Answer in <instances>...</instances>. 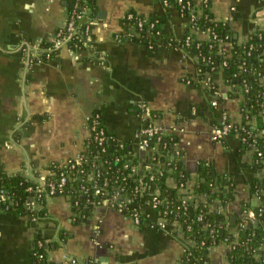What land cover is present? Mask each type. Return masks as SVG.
Returning a JSON list of instances; mask_svg holds the SVG:
<instances>
[{
	"label": "crops",
	"instance_id": "obj_1",
	"mask_svg": "<svg viewBox=\"0 0 264 264\" xmlns=\"http://www.w3.org/2000/svg\"><path fill=\"white\" fill-rule=\"evenodd\" d=\"M73 1L0 0V173L46 179L51 162L76 159L85 151L91 137L88 118L100 112L114 146L125 144L136 160L150 154L138 147L148 119L166 137H175L190 172L186 194L194 191L201 160L225 176L234 185V198L223 206L232 225L244 203L251 210L258 207L252 190L260 177L252 167L255 150L234 135L218 142L211 137L222 110L234 122L243 121L242 99L222 69L213 75L222 94L219 106H213L214 95L198 80L196 52L118 38L130 11L158 20L164 37L177 39L189 32V17L163 0H91L93 24L88 34L81 29L80 48L68 44L51 50ZM193 5L198 17L209 8L217 22L227 25L232 41L244 43L264 31V0H193ZM258 115L257 127L263 121ZM166 184L178 187L172 176ZM29 202L38 210L45 207L47 217L35 223L28 214L0 207V264H36L33 247L39 231L48 241L65 232L64 243L48 252L57 264H190L185 254L193 243L174 226H162L146 196L132 205L141 214L139 224L108 203L94 205L87 219L77 222L69 196L47 197L46 206L32 197ZM220 202L211 204V211ZM229 250L224 242L213 245L198 264H230Z\"/></svg>",
	"mask_w": 264,
	"mask_h": 264
},
{
	"label": "built area",
	"instance_id": "obj_2",
	"mask_svg": "<svg viewBox=\"0 0 264 264\" xmlns=\"http://www.w3.org/2000/svg\"><path fill=\"white\" fill-rule=\"evenodd\" d=\"M91 0H74L73 6L70 9V15L65 26L58 29L56 32L53 43L49 46V49L56 50L60 49L65 45H70L75 49L80 48L82 44V39L80 38L81 29L85 30V33L91 31V26L93 24V17L91 15ZM166 4H174L178 7L179 11L189 17V32L185 37L177 39L174 37H164V32L162 27L159 25V21L156 19H147L139 14L130 11L126 14L124 18V31L120 35L119 39H129L134 41L147 42L150 47H157L164 44L168 47H179L183 49L193 50L196 52L198 58V74L200 78L198 79L202 85L207 86L212 94L214 99L212 101L213 106H219L222 94L216 87V82L213 79V75L217 72H220V69L228 62V59L232 56L233 41L231 40L230 34L221 35L211 27L201 28L198 25L197 12L193 5V0H163ZM197 34L206 36L205 38L197 37ZM263 35L260 34V38ZM158 39H163L164 41L160 43ZM250 39V36L248 40ZM247 40V41H248ZM246 41V42H247ZM164 43V44H163ZM203 43L208 44L209 51L205 53L202 50ZM264 46H262L263 48ZM254 44L250 45L249 54H251ZM264 53V49L262 50ZM218 54L222 57L220 64H216L213 59L214 54ZM203 68H206L204 70ZM242 70L245 69V63L239 66ZM255 74V72L253 71ZM260 80L264 82V76L260 77ZM233 88V93H237L242 101L245 100V96L250 91V85L246 78L242 79V82L238 85H231ZM258 104H248L245 102L241 105V113L243 115V121L241 123H236L231 119V116L227 110H222L221 119L218 125H215L211 132V137L214 141H221L228 135H234L240 137L245 143L251 142L250 147L255 150V157L260 158L263 155V151L257 146V139L264 138V127L259 128L255 124L257 115H262L263 124H264V93L260 96V99L255 100ZM140 107L143 112H147V106L144 103H141ZM258 115V116H259ZM88 126L91 130L90 141L96 143V146L99 147V154H89V146L85 148V151L76 159H69L65 162H62L63 167H68L69 170H64L60 173V179L58 181L46 179L37 181L38 185L35 188L30 187L29 189L35 190V194L27 198L26 204L34 208L33 204L29 202V198H33L36 201L42 204L41 191L42 186L47 187L48 195L47 197L54 196L55 194L65 192V187L70 185V188H73V182L77 181L76 192L80 195H83L87 198V203L96 205L108 203L111 204L121 211H124L126 204L134 205L135 196L148 197L149 203L158 210L159 223L162 226L172 225L175 229L181 231L183 234L182 223L178 218L179 214H173V217H169L172 211L170 209L164 208L163 203L165 199L161 197V191L159 187H153L152 181L155 179L156 171L158 173H163L165 170L171 173L172 163L181 158V152L179 149L175 148L174 140L171 138L170 142L164 140L166 137L161 133L158 128L153 124V120L148 119L143 125L139 136H138V147L141 151H150L149 157L144 161L134 160L132 156V151H127L125 144H117V147L114 146L116 142L115 138L109 134L102 123V115L100 112H95L93 115L88 118ZM106 143H109L113 146L115 151L119 154L114 155V160L117 162H122L121 165L117 168H113L110 165V160L105 159V154L107 151ZM174 143V144H173ZM172 145V146H171ZM254 157V159H255ZM134 160V161H130ZM263 163L262 169L259 172V179L264 180V160L263 157L260 158ZM87 165L86 171L82 168V165ZM108 165V172L114 173V176L117 174H124L125 169L128 171L126 175H123L121 179L117 176V185L110 188L108 178L102 177V172L99 169L100 166ZM79 166V167H78ZM156 170V171H155ZM50 175H53V172L50 171ZM31 178V177H28ZM127 178H132L134 185V190L132 195L127 193L126 180ZM120 180V181H119ZM189 179L185 182H180L178 185V197L182 200L184 212L188 205H193L195 207L199 206L200 202H204L206 206L210 209V205L215 203L217 200H209L210 196L201 195L195 193V191L190 194H186L184 190L189 186ZM219 187H215L214 190H218ZM125 193V194H123ZM256 195L260 200L258 206L260 215H264V188H257ZM71 198V195H66ZM123 196V200L120 202L117 200L118 197ZM71 202L74 206L79 205V200L75 199ZM0 207L3 210H11V208H16V203L12 195L4 188H0ZM35 209V208H34ZM211 210V209H210ZM125 212V211H124ZM224 214L223 206H219L217 211ZM75 213L79 216L81 213ZM131 217L134 221L139 224L141 221V214L136 208L130 209ZM186 213V212H185ZM225 215V214H224ZM241 218L244 220L251 219L252 223H255V213L250 208H245L241 212ZM33 222H39L40 217L31 216ZM199 218L202 219L200 216ZM227 218V217H226ZM264 226V220L261 222ZM226 228L232 232L235 236L234 240H226V243L230 250L235 248L239 243V230L237 228H232L228 224ZM204 230H209L212 236L214 235L215 228H209L208 225L203 226ZM186 237V236H185ZM187 238V237H186ZM193 245L186 251V260L190 264H198L202 260V257L194 254V249L197 247V243L189 239ZM47 239H37L35 240L33 247V256L39 262L45 258V254L40 252L45 243H48ZM200 244H205V241H202ZM211 247V246H210ZM208 247V250L209 248ZM229 250V251H230ZM48 256V253H47ZM255 258H263L262 264H264V244L259 248L258 252L255 254ZM48 261H51L47 258ZM70 264H79L77 260H70Z\"/></svg>",
	"mask_w": 264,
	"mask_h": 264
},
{
	"label": "trees",
	"instance_id": "obj_3",
	"mask_svg": "<svg viewBox=\"0 0 264 264\" xmlns=\"http://www.w3.org/2000/svg\"><path fill=\"white\" fill-rule=\"evenodd\" d=\"M72 6L73 4L70 5V9ZM197 22L201 28L211 27L221 35L230 33L225 23L217 22L214 19V16L209 8L205 9L204 15L200 17ZM260 34L263 35L261 38ZM233 43L232 56L230 59H228V62L223 67L222 75L226 82L230 85H238L242 82L243 78H246L250 85V91L245 96L244 101L248 104H251L252 102L254 104H258L255 100L260 99V96L264 93V82L260 80V77L264 76V53L262 51L264 49V47L262 48V46H264V31L257 30L256 32L252 33L250 35V39L244 43H238L233 37ZM251 44H254V48L252 49L251 54H249ZM202 46V50L205 53L210 50L208 44L203 43ZM213 59L217 65L222 61V57L216 53L213 55ZM243 63H245L246 70L239 68V66ZM203 69L206 70V68ZM210 92H212V90ZM244 101L241 102V105L245 103ZM259 122V128H263V121ZM171 138L174 140V142L177 141L175 137H164V140L170 142ZM250 143H245V147L250 148ZM88 146L90 149L89 154L94 155L100 153L99 147L96 146V143L90 141L88 142ZM106 146L107 151L105 154V159H109L110 165H112V167L115 169L122 163L114 160V155H118L119 153L115 151L113 146L109 143H106ZM257 146L263 151V155L260 158L263 157L264 160V138L261 137L257 139ZM260 158L255 157L252 165L253 169L257 172L263 167V163ZM136 159L137 158L135 157L134 160ZM171 165L173 168L171 173L165 170L161 174L155 170L156 176L152 181V186L160 188L161 197L165 199L163 207L172 211L169 217H173V214L175 213L179 214L178 218L182 223L181 225L184 235L187 238L194 240L198 244L193 250L194 254L201 256L202 260L205 261L209 251L208 247L217 245L226 240H234V234L226 228L228 224L230 227H234L239 230V243L235 246V248L230 250L228 254L230 264H262L263 258H255V254L264 244V226L261 224V222L264 220V215H260L259 208L255 207L252 209L255 213V223H252L250 218L248 220H244L238 216L234 225L231 224L230 219L226 218L222 212L211 211L208 206L204 204V202H200L199 206L197 207L188 205L187 209L183 212L182 200L178 197V187H168L166 184V179L169 176H172L176 178L177 184H179L180 182H185L190 178V172L185 168L182 158L175 160ZM81 167L86 171L87 165L84 164ZM48 168L53 172V175H49L46 179V182L48 180L58 181L60 179V173L64 170H69L68 167H63L60 162H51ZM99 169L102 172L101 179L108 178L110 188L117 185V176L119 179H121L123 175L128 173V171L125 169L124 174L121 173L117 174V176H114V173L108 172V165L100 166ZM198 172L199 176L194 188L195 193L210 196V201L214 199H220L221 202L219 206L226 205L234 198V185L225 176H220L214 170V168L205 161H199ZM37 181H39L38 175L28 178L23 174L9 175L7 173H0V188L6 189L8 193L13 196L16 203V208H11L9 211H13L22 215L28 214L30 216H38L41 219L43 217H47L45 207L42 210H38L26 204L27 198L35 194V190L29 188H35V186L38 185ZM77 184V181L73 182V188H70V185H67L63 194L58 193L54 196L71 195L72 200H79V205L74 206V210L77 213H81V215L77 216V222H83L89 216L94 205L88 204L87 198L76 192ZM125 184L126 188H128L127 193L132 195L135 185L132 178H127ZM252 186V190L256 192L257 188L264 187V180L256 179ZM215 187H219L218 190H214ZM48 190L49 189L47 187L44 189L42 186L41 199L42 204L45 206L47 203L46 199ZM117 200L121 202L123 200V196L118 197ZM139 200L140 197L135 196V201ZM131 208L132 204H126L124 211L129 213ZM245 208H250L248 203L243 204L242 211H244ZM200 216L202 219L199 218ZM206 225H208L209 228H215L213 236L209 230L203 229V226ZM64 233V231H60V237L58 240L45 243V245L39 249L40 252L44 253L46 256L39 262L34 257L36 264H57L53 261L47 260V253L50 249L59 247L64 243ZM37 239H46V237H44V234L39 231L37 234ZM202 241H205V244H200Z\"/></svg>",
	"mask_w": 264,
	"mask_h": 264
}]
</instances>
